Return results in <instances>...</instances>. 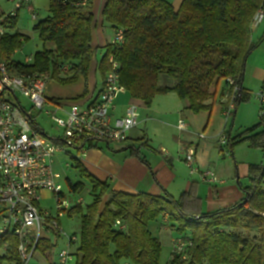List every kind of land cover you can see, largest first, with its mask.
Segmentation results:
<instances>
[{
  "label": "trees",
  "instance_id": "trees-1",
  "mask_svg": "<svg viewBox=\"0 0 264 264\" xmlns=\"http://www.w3.org/2000/svg\"><path fill=\"white\" fill-rule=\"evenodd\" d=\"M79 1L50 0V15L39 21L35 30L44 44L54 43L56 49L35 53L32 63L11 60L28 37L9 32L2 38L0 56L13 74H43L47 80L63 85L87 77L93 58V13L91 0L84 7L75 5ZM261 8L264 0H183L177 10L166 0H107L102 9L103 24L115 33L121 31L124 42L121 46L110 43L105 47L99 72L102 76L107 74L111 68L109 58L113 56L119 64L120 84L132 98L149 106L156 96L173 92L194 113L212 108L216 87L224 81V89L229 88L226 108L235 97L231 114L234 118L237 107L250 97L242 85L246 62L258 46L252 41V26ZM16 19L10 21L13 29ZM162 75L173 79V86L161 85ZM209 101L212 103L207 104ZM227 136L231 150L248 143L264 152L261 117L253 126ZM99 145L90 144L89 148ZM106 145L109 147L110 143ZM128 149L144 161L139 149ZM72 161V167L88 180L93 198L85 206L76 205L67 212L69 217L78 216L81 222L80 233L73 234L78 238L72 243L78 245L73 253L75 264H160L162 244L152 236L148 224L165 216L177 224L175 229L181 237L188 236L191 241L186 258L174 255L169 264H264V162L249 165V184H240L245 194L242 201L203 213L201 200L192 191L184 192L178 199L165 191L159 197L112 192L102 208L109 184L93 178L76 156H72ZM69 188L80 194L85 184L69 183ZM117 221L123 227L117 226ZM18 245L13 235L2 237L0 249L6 246L7 255L0 257V264L3 259L20 264ZM51 248L48 241L40 240L36 252Z\"/></svg>",
  "mask_w": 264,
  "mask_h": 264
},
{
  "label": "crops",
  "instance_id": "crops-1",
  "mask_svg": "<svg viewBox=\"0 0 264 264\" xmlns=\"http://www.w3.org/2000/svg\"><path fill=\"white\" fill-rule=\"evenodd\" d=\"M9 1L13 3L11 0ZM106 1L91 0L93 13L91 47L93 58L87 77L79 78L84 80V84L77 85L75 82L59 86L50 84L49 81L51 80H48L45 92L47 99L46 108L51 109L53 103L57 101L62 102L65 109H68L72 103L88 105L101 92L105 76H102L98 69L100 62L98 58L99 49L106 47L114 39L110 40L107 37L109 33L106 32V28L109 27L103 24L102 9ZM31 6L33 7V12H30L26 7L22 9L31 14V19L34 21L32 34L38 35L35 26L39 21L46 19L50 15V0H31ZM0 14H4V12L0 11ZM20 15L19 11L15 28L13 29L12 24H10L6 34L17 32L30 40L31 33L29 29L22 25V21L19 22ZM111 30L115 35V30ZM252 41L258 46L246 62L242 85L244 91L250 97L247 102L237 107L234 118L227 114V108L225 107L226 102L229 100V88L224 89V81H221L216 87L214 102H207V104L212 103V108L200 113H194L190 110L188 103L181 100L173 92L156 96L152 104L147 106L141 101L132 98L130 93L125 91L117 95L112 115L114 118H120L125 115L127 108L131 104L139 106L138 125L130 131L127 141L130 144L127 145L124 142L126 145L113 148L111 144L108 147L106 143H103V145L100 143L98 147L88 149L84 153H78L77 149L64 147L61 152L69 153L68 150H72L75 153L72 156L74 155L79 159L80 163L93 178L109 184L110 190L103 199L102 208L112 192L130 195L146 193L159 197L165 191L174 199H178L184 192L192 191L201 200V211L203 213H212L232 207L244 199L245 194L241 190L239 180L241 177L247 178L249 167L247 170L244 169L242 171L241 177L234 176L235 171L231 160L225 157L229 153L234 155V149L231 150L228 145L221 148L220 135L225 132L227 135L230 133L231 136H235L242 131L238 130L239 127H247L246 125H249V123L253 126L259 120L260 103L256 99V95L262 92L264 81V20L252 26ZM41 47L42 50L54 51L56 49L54 43H43ZM22 49H17L12 54L11 60L21 64H29L27 60L29 58L33 59L35 54L25 55L24 59L21 60ZM159 80H161V77ZM18 102L26 110L30 109L28 108L30 106L23 105L19 99ZM254 103L256 104L252 105ZM60 116H64V113H60ZM38 117L39 113L33 114V124L39 128L37 129L39 132L54 140L63 136L62 130L61 135L50 136L47 134L45 128L39 123ZM239 120V127L237 128V121ZM180 121H184L187 124L185 130L178 128ZM202 135L203 137H201ZM134 141H137V143ZM131 147L139 149L140 156L145 162L133 156L131 149L127 150V148ZM186 148L195 150L196 167L200 170L213 171L218 182H202L199 174L190 172V168L184 160V150ZM57 154L54 170L59 174L61 184L64 176L59 170L60 164L57 160ZM65 167L69 168V165L66 164ZM234 179H237V184L232 181ZM65 180L68 184L83 183L82 181L72 182L67 177H65ZM49 192L51 191L43 190L40 194L39 206L41 210H43L41 207L43 194H50ZM90 192L91 188L88 189L87 193L90 194ZM80 199L83 201L81 205H84V198L81 197L76 200V204L72 208L78 205ZM172 226L174 227L172 228ZM176 227V223L169 222L168 216L148 224V229L152 236L158 238L162 244L160 264H169L174 256L175 240L181 237L176 231ZM61 239L62 236L54 234L44 235L41 240L48 241L52 248L45 252L37 251V256V252L35 253L33 259L37 261V264H55L57 262L60 250H54L53 247ZM76 247L77 244H70L68 240L66 241L65 249L75 253ZM0 250H3L0 257L7 255L6 246H3ZM122 264L131 263L124 261Z\"/></svg>",
  "mask_w": 264,
  "mask_h": 264
},
{
  "label": "built area",
  "instance_id": "built-area-1",
  "mask_svg": "<svg viewBox=\"0 0 264 264\" xmlns=\"http://www.w3.org/2000/svg\"><path fill=\"white\" fill-rule=\"evenodd\" d=\"M15 10L0 15V42L6 35L10 21L26 7L33 12L31 0H11ZM89 0H80L76 6H86ZM264 20V8L254 17L253 25ZM124 35L115 33L112 44L121 46ZM33 59L29 58L28 63ZM110 70L98 97L88 105L72 103L68 109L62 102L53 103L46 108L45 96L47 79L43 74L34 76H17L12 73L8 64L0 56V240L11 234L19 241L18 253L20 264H31L38 242L44 235L66 236L61 228L60 217L66 214L72 205L63 194L60 176L54 170L56 154L64 147L79 149L81 153L90 149L95 143H124L129 133L138 125L139 106L131 104L123 117L114 118L112 110L119 93L126 90L120 84L119 64L113 56L109 58ZM63 69L66 70V67ZM233 84V81L230 80ZM238 91L236 87L234 94ZM8 93V95H6ZM20 95L30 102L26 110L18 102L13 103L9 94ZM235 97L229 103L227 114L235 110ZM260 103L259 117L264 120V93L256 95ZM46 111L47 116L63 131V136L54 140L39 132L33 126V114ZM64 113V116H60ZM178 128L185 130L187 124L180 121ZM203 137V135L201 136ZM228 143L224 132L220 135V146ZM184 160L192 174H199L201 181L216 183L218 179L211 170H200L196 167V152L192 148L184 150ZM43 190L51 191L57 199L58 215L53 217L48 211L40 209L39 202ZM82 199L78 205L82 204ZM116 225L123 227L120 221ZM70 244L78 240L76 235L67 236ZM191 245L188 237H180L174 243V255L186 258L187 248ZM74 254L69 249L60 250L55 264H70Z\"/></svg>",
  "mask_w": 264,
  "mask_h": 264
},
{
  "label": "rangeland",
  "instance_id": "rangeland-1",
  "mask_svg": "<svg viewBox=\"0 0 264 264\" xmlns=\"http://www.w3.org/2000/svg\"><path fill=\"white\" fill-rule=\"evenodd\" d=\"M168 1L170 4H172L174 6V8L179 9L181 3L183 2V0H166ZM15 10V6L14 3H11L9 0H0V11H3L4 14L8 15L10 13H12ZM19 13V12H18ZM20 18H19V22L22 21V25L25 26V28L29 29L30 31V36L31 39L27 40L25 42V44H23V46L21 48L22 52L20 54V58L21 60L24 59L25 55H31V54H35V52L42 50L41 45L43 44V42L40 40V38L38 37V35H34L32 34V27L34 24V21L31 19L32 16L31 14L27 13V11L24 9L20 10ZM18 17V16H17ZM111 28H106V32L109 33V36L107 34V37L111 40L114 38V34L111 32ZM20 48V49H21ZM19 49V50H20ZM106 54V48H101L99 49V56L98 58L101 60L103 58V56ZM50 84H54V85H59L62 86L63 84H60L54 80L49 81ZM77 85H81L84 84V80L83 79H79L77 82ZM160 84L163 86H173L174 84V80L169 78L168 76L162 75L161 76V80H160ZM214 88H212L213 90ZM8 95V93L6 94ZM9 99L11 102L16 103L17 100L16 98H18L21 103L25 106H30V102L28 103V100L25 99L24 97L17 95L15 97V95H13L12 93L9 94ZM256 103L252 104L255 105ZM28 107V108H30ZM255 107V106H254ZM48 109V108H47ZM38 121L39 123L45 128L46 133L49 134L50 136H57V135H61V129L51 120V118L49 116H47L46 111H43L41 113H39V117H38ZM52 122V123H51ZM240 122L237 121V123ZM247 127H251L252 125H246ZM239 127V123L237 124V128ZM247 127H242V128H247ZM242 128H238V130H244ZM135 143H137V141H134ZM127 145L130 144L128 142H126ZM126 143H112L111 146L113 148H118L121 146L126 145ZM103 145V143L101 144ZM69 153H65V152H59L57 154V160L59 161V170L62 173V175L64 176V179L61 181V184L63 186V193L66 196V200L70 203V205H75L76 204V200L83 197L84 198V206L86 204H88L89 202L92 201V196L91 194H88V189L91 188L88 180H86L85 178H83L80 173L74 168L72 167L73 161H72V154L75 155V153L72 150H68ZM234 153V157L232 156L231 153L227 154L225 157L227 159L231 160V164L234 168V176H240L243 174L242 171H244V169L247 170V168L249 167L250 164H259L264 162V152L259 150V149H255V148H251L248 143H241L238 144L234 147L233 150ZM68 164L69 168H66L65 165ZM65 177L70 178V180L72 182H77V181H82L85 184V189L83 190L82 194H78L76 192H71L70 188H69V184L68 182L65 180ZM234 183H238L237 179L232 180ZM239 183L242 186H246L248 185L249 181L247 178H243L241 177L239 180ZM48 193H44L43 194V199L41 201V207L43 210L48 211L53 217H57L58 215V203H57V199L56 197L49 192ZM60 221H61V228L63 230V232L66 234V236H62V239L59 241V243L57 245H55L54 250H61V249H65L66 248V241L68 240L67 236H71L73 234H79L80 233V229H81V222H80V218L78 216H73V217H69L68 214H64L60 217ZM246 233V232H245ZM54 237V236H53ZM78 247V245H77ZM76 247V248H77ZM75 248V247H74ZM3 250H0V255H2ZM38 255V252L36 253V256ZM73 263H76V256L73 257ZM1 264H16L14 262L10 263L8 260H2ZM31 264H37V261L35 259H33L31 261Z\"/></svg>",
  "mask_w": 264,
  "mask_h": 264
}]
</instances>
